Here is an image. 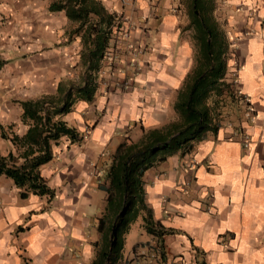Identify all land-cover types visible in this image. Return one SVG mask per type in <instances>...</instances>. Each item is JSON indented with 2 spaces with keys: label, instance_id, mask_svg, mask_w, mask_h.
Masks as SVG:
<instances>
[{
  "label": "crops",
  "instance_id": "crops-1",
  "mask_svg": "<svg viewBox=\"0 0 264 264\" xmlns=\"http://www.w3.org/2000/svg\"><path fill=\"white\" fill-rule=\"evenodd\" d=\"M52 1L0 0V124L21 134V100L60 96L94 75L99 86L64 115L80 140L61 135L40 167L51 197L23 196L11 177L0 176V264H91L112 153L125 138L151 141L185 125L176 103L191 99L197 82L194 109L209 118L220 109L213 117L220 125L190 151L144 171L152 216L173 231L157 239L139 215L133 222L147 236L125 252L130 225L122 264H264V0H202L197 19L192 0H94L122 20L98 71L84 62L95 51L85 27L77 31L79 21L64 8L51 10ZM131 20L136 27L128 28ZM205 25L227 44L220 56L212 46L220 61L207 59ZM132 48L141 51L128 54ZM230 81L249 97L248 114L243 99L234 107ZM10 149L16 152L0 134V153Z\"/></svg>",
  "mask_w": 264,
  "mask_h": 264
},
{
  "label": "trees",
  "instance_id": "trees-1",
  "mask_svg": "<svg viewBox=\"0 0 264 264\" xmlns=\"http://www.w3.org/2000/svg\"><path fill=\"white\" fill-rule=\"evenodd\" d=\"M201 2L202 0H192V11L199 10ZM49 7L51 10L64 8L69 17L79 21L77 31L85 27L86 35L92 40L95 51L94 57H91L90 53L84 62L88 69L98 71L102 66L101 59L107 42L122 20L94 0H54ZM192 16L196 18L194 13ZM196 21L198 25L205 23L204 20ZM205 27L203 32L207 34L200 35L201 44L208 53L207 59L212 60L218 58L210 54L212 46L219 45L217 53L220 56L222 50L227 48V44L221 41L216 43L214 40L216 31L213 32L211 27L206 25ZM217 67L219 75L224 77L223 61ZM224 83L230 86L228 90L233 105L237 108L242 94L237 93L238 89L236 90L233 81ZM201 85L199 82L194 84L191 99L176 103L178 110L187 119L185 125L177 126L174 131L151 141L150 139L144 141L143 137L137 141L125 138L115 148L106 172L108 183L105 188L107 191L105 210L98 223L102 236L95 242L96 252L91 264H122L125 233L141 214L145 230L155 235L157 239L164 233L173 231L153 218L151 209L145 201L143 173L154 163L165 159L168 154L177 150L181 153L190 151L196 141L205 137L208 130L216 131L219 127L220 121L213 117L221 113L220 109L213 117L211 116V122L206 110H197L193 107V101L197 99ZM98 86L99 80L94 75L85 78L81 85L68 86L60 96L43 93L38 97L21 100L23 106L21 117L27 124V129L21 134L12 132L9 135L7 127L0 124V134L9 137L16 146V152L10 149L6 154L0 153V176L5 174L11 177L14 184L21 189V195L25 196L29 192L47 194L49 197L53 195L54 190L47 184L40 167L53 157L52 143L57 142L61 135H67L71 141L80 140V132L64 118V115L71 110L77 99H92ZM24 264L28 262L25 260Z\"/></svg>",
  "mask_w": 264,
  "mask_h": 264
},
{
  "label": "rangeland",
  "instance_id": "rangeland-1",
  "mask_svg": "<svg viewBox=\"0 0 264 264\" xmlns=\"http://www.w3.org/2000/svg\"><path fill=\"white\" fill-rule=\"evenodd\" d=\"M198 9H194V11H192L194 14H196L195 12L197 11ZM199 11V10H198ZM220 10H218V16L220 17ZM202 15V12L200 13V17ZM132 22V27H136L135 26V21L131 20ZM141 51V48H138V50L136 49H131L129 51L128 54H133V55H137L139 54V52ZM232 80V79H231ZM235 80V79H234ZM124 81H127L126 79H124ZM235 82V81H234ZM237 83V82H236ZM141 227H139V223L138 221H135L131 224V234L129 235V237H127V247L125 248V252L128 251V253H131L132 249H131V245H132V242L133 241H136V239H138L139 237H145L147 236V233L145 231H143L142 229H140Z\"/></svg>",
  "mask_w": 264,
  "mask_h": 264
},
{
  "label": "built area",
  "instance_id": "built-area-1",
  "mask_svg": "<svg viewBox=\"0 0 264 264\" xmlns=\"http://www.w3.org/2000/svg\"><path fill=\"white\" fill-rule=\"evenodd\" d=\"M131 26H132V22L129 21L128 28H131ZM125 35L128 36V31H125ZM238 94H242V93L240 91H238ZM241 99H243L245 101V104H246V106H245V112H246V114H248L253 109L252 108L251 101H250V99H249V97L247 95H243V94L241 95ZM244 143L245 144L248 143L247 142V137H245Z\"/></svg>",
  "mask_w": 264,
  "mask_h": 264
}]
</instances>
